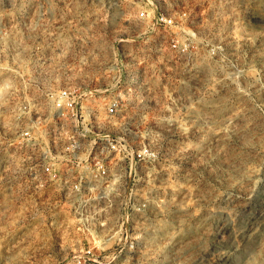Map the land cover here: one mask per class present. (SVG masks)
<instances>
[{
	"label": "rangeland",
	"instance_id": "rangeland-1",
	"mask_svg": "<svg viewBox=\"0 0 264 264\" xmlns=\"http://www.w3.org/2000/svg\"><path fill=\"white\" fill-rule=\"evenodd\" d=\"M64 90L109 171L76 188L30 179ZM0 264H264V0H0Z\"/></svg>",
	"mask_w": 264,
	"mask_h": 264
},
{
	"label": "built area",
	"instance_id": "built-area-1",
	"mask_svg": "<svg viewBox=\"0 0 264 264\" xmlns=\"http://www.w3.org/2000/svg\"><path fill=\"white\" fill-rule=\"evenodd\" d=\"M38 19V18H37ZM166 23H170V19L162 18ZM34 21L33 18H29L25 24H31ZM46 21H50L48 18ZM49 23V22H48ZM37 23L35 22L34 25ZM47 24V22H46ZM45 24V27L41 30V33L32 35L30 38L36 40H68L70 37L62 34L57 28H49ZM28 28V27H27ZM25 28V29H27ZM29 29H37L36 27H30ZM38 35V36H37ZM25 38H29L28 35H24ZM79 95L70 91H61L57 98H53V105L61 116L69 115L76 126L79 128L76 135L71 136L69 139L71 142L63 148L68 154L63 157L56 156L55 161H45L35 170L31 176V180L35 183H45L48 177L57 176L64 183L74 184L75 188L85 183L91 177L98 180L106 179L109 176L108 168L105 166L103 158L94 159L90 157L92 152V146L85 143L93 138V135L89 133L90 129L87 128L85 119H82L81 108L79 106ZM65 111V112H64ZM116 112V102H109L106 107V115L110 116ZM108 153L106 157L114 152V156L117 154L116 145L111 143L107 147ZM103 150H101L102 153ZM154 157V154L149 151H139L136 154H132L133 159L144 160ZM113 157V156H112ZM54 159V156H52Z\"/></svg>",
	"mask_w": 264,
	"mask_h": 264
}]
</instances>
